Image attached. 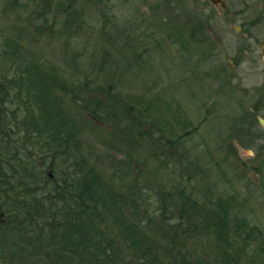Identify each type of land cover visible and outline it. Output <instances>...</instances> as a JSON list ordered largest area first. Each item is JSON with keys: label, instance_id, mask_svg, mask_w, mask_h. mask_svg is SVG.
<instances>
[{"label": "trees", "instance_id": "16d2710c", "mask_svg": "<svg viewBox=\"0 0 264 264\" xmlns=\"http://www.w3.org/2000/svg\"><path fill=\"white\" fill-rule=\"evenodd\" d=\"M28 1L6 2L0 25V264H264V228L234 182L245 174L194 141L214 115L196 123L190 94L146 57L161 35L206 80L203 13L162 0L122 28L103 0ZM92 5L104 25L88 58L77 39Z\"/></svg>", "mask_w": 264, "mask_h": 264}, {"label": "rangeland", "instance_id": "374dc122", "mask_svg": "<svg viewBox=\"0 0 264 264\" xmlns=\"http://www.w3.org/2000/svg\"><path fill=\"white\" fill-rule=\"evenodd\" d=\"M8 1L10 0H0V25L5 24L6 13L4 14L2 12V9ZM23 1H26L28 5H31L30 9L34 7L35 3L33 1H30V3L28 0ZM113 1L116 3V9H114V11L120 17L118 18V22L120 24V27L122 26V28L126 27L127 24L130 23V21L134 24H138V22H140V18H142V16L139 15L142 14H144L143 18L145 22L153 18V10L151 9V6H154L156 4L154 3L155 0L150 1L149 5H144L141 0ZM92 6L93 7H90L91 10H86V17L91 18L92 23L96 26L93 27L91 31L84 32V34L79 36L77 39L81 41L79 44L81 48H88L86 49V56H88V58H90V54L91 52H93L92 48L95 46L94 43H99L98 40H100V34L102 30L101 28H103L104 25L102 17L99 15L98 11L94 9V5ZM115 17L116 16H114L113 18L115 19ZM128 19H130V21H127ZM105 29L114 30L113 25L109 23L107 24ZM215 33L219 37H226L228 35L229 38L233 39H235V36L236 38L238 37L237 39L241 38L240 35L236 34L233 26H231L230 31L225 32L224 29L220 27V25H217ZM159 37V47L156 46V42H152L148 39L145 41V48H150L149 55L146 54V57L149 59L150 63L155 66V69L157 67L159 68L160 64H162V67H165L163 69H169L173 74L170 77L171 82H174L175 80L176 82H179L178 84L184 87L181 89L183 90V92L185 91L184 96H186L187 98L190 94V98L192 100H189L188 102L189 108L191 109L190 116L196 123L200 124L201 120L204 119L205 115L208 114V112L214 115L212 116L211 120L201 125L198 134L194 138V141L207 145V147L211 149L214 161L222 162L224 170L229 174L230 177H236V174L234 173L236 171L235 166H239L241 172L245 174V176L242 177L241 182H238V180L236 179L234 180V182L237 181L236 185L239 191L242 193L241 195L247 198L246 209L255 211V215L257 216L256 221L264 228V124H262V122H260V120L257 118L258 121H255V123L253 124V128L249 130L251 125H249L248 121L246 120L252 119L251 116H245L247 125L244 130H240L239 126L242 122V119L238 120V118L240 116H243L247 111H249V114L253 113V109L256 107V103L259 102V98L264 92V89H258V92H255L256 94L253 95V97L246 98V101L243 100L245 99L244 96L237 91L236 93H234L235 99L229 101L225 100L227 98H223L220 95V92L215 89L216 85H209L206 80L203 81L202 79H198V75H204L203 71L196 74L190 71L188 67L185 66V64H182L185 59L184 57L182 58V56H180L179 51L176 49V45H172L161 35ZM84 39L86 40V44L82 41ZM43 49L47 50L48 48L44 47ZM245 49L246 47L242 48L240 56L248 62L246 61V63H244L242 67L238 68V75L234 80L236 84L234 85H236L237 88L238 85L242 84L244 86H247L249 90L250 88L252 89L254 87L260 88V86H262V84L264 83V62H261L259 67H256L259 68L261 72H256V69L251 65V60L244 54ZM51 50L52 55L57 58L59 56L57 54L60 53V45L58 43L53 45ZM219 59V61H215L212 64L215 63L221 65L226 64V62L228 61V57L226 55L222 56ZM85 61L86 63L84 64V66H88V59H86ZM158 68L157 70L161 72V75H165V72L162 73V68ZM184 77H191V83H189V88H191L190 91L188 89V83L182 80V78ZM129 80H131V82H134L133 76H130ZM242 88L244 89V87ZM177 94L179 95V93ZM196 96L200 99H195ZM258 106L262 107L260 116L264 118V96ZM254 135L257 136L254 137ZM223 139H225L226 142H224V144H221V141ZM230 142L234 145V147H232L234 151L233 155L230 154L231 151H228L229 148L227 147V143ZM238 161L247 163L248 168H243L242 164ZM261 164L263 167L261 166ZM220 166L221 165H219L218 168ZM260 166L262 169L261 171L258 170ZM216 170V166H213L208 170L210 180L217 181V176L216 178L213 177ZM194 183L196 182L194 181L193 185H195Z\"/></svg>", "mask_w": 264, "mask_h": 264}, {"label": "flooded vegetation", "instance_id": "af4514ba", "mask_svg": "<svg viewBox=\"0 0 264 264\" xmlns=\"http://www.w3.org/2000/svg\"><path fill=\"white\" fill-rule=\"evenodd\" d=\"M150 1L152 0H141L144 5H149ZM157 2H162V0H155L154 3ZM102 3L108 8L116 7L113 0H103ZM96 4L99 6L98 3ZM176 5L189 9H199L203 13L204 37L202 45L207 56L205 67L210 73L206 76L209 85H216L215 89L228 101L235 99L234 93L236 91L241 93L245 98L243 100L246 101V98L253 97L258 89H264V83L260 88L254 87L250 90L242 84L238 85L237 88L234 85L236 84L234 80L238 75V68L242 67L247 61L240 56L243 47H246L244 54L251 60V65L256 69L255 71L261 72L256 67L264 62V0H177ZM217 25H220L225 32L230 31L231 26H233L236 34L240 35L241 38L237 39L238 37L235 36V39H233L229 38L228 35L226 37L217 36L215 33ZM225 55L228 57L226 64H212ZM213 72L217 75L212 76ZM222 80L229 82V86H223ZM222 86L228 94L227 97L221 92ZM263 96L264 92L253 109V114L260 122L264 118L260 116L262 107L258 105Z\"/></svg>", "mask_w": 264, "mask_h": 264}, {"label": "water", "instance_id": "95a60500", "mask_svg": "<svg viewBox=\"0 0 264 264\" xmlns=\"http://www.w3.org/2000/svg\"><path fill=\"white\" fill-rule=\"evenodd\" d=\"M261 122L264 124V119H261Z\"/></svg>", "mask_w": 264, "mask_h": 264}, {"label": "bare ground", "instance_id": "6f19581e", "mask_svg": "<svg viewBox=\"0 0 264 264\" xmlns=\"http://www.w3.org/2000/svg\"><path fill=\"white\" fill-rule=\"evenodd\" d=\"M128 25H129V24H127V26H128ZM127 26H126V27H127Z\"/></svg>", "mask_w": 264, "mask_h": 264}]
</instances>
